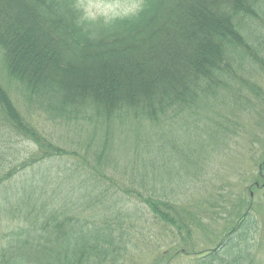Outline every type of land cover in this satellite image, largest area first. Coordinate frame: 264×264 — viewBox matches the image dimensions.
Segmentation results:
<instances>
[{
  "label": "trees",
  "instance_id": "obj_1",
  "mask_svg": "<svg viewBox=\"0 0 264 264\" xmlns=\"http://www.w3.org/2000/svg\"><path fill=\"white\" fill-rule=\"evenodd\" d=\"M0 73V264H119L147 215L191 240L179 195L239 141L221 237L175 255L264 264V0H140L109 20L0 0Z\"/></svg>",
  "mask_w": 264,
  "mask_h": 264
},
{
  "label": "rangeland",
  "instance_id": "obj_2",
  "mask_svg": "<svg viewBox=\"0 0 264 264\" xmlns=\"http://www.w3.org/2000/svg\"><path fill=\"white\" fill-rule=\"evenodd\" d=\"M81 5L88 18L109 20L135 13L140 6V0H81ZM262 85L264 86V80ZM12 96H14V99L18 98L17 92L13 90ZM17 105L22 112H25L26 108L23 103ZM256 120L246 118V128L253 130ZM43 123L46 122L43 120L38 121V125H43ZM248 129L247 132L249 133ZM252 132L254 133V131ZM251 135L252 133L246 135V140H250ZM238 145H240V141ZM242 145L246 146L245 140H242ZM237 146L233 147L224 160L219 157L212 165L204 164L203 169L206 171L201 177L197 176L194 185L191 184L192 192L189 195H179L181 202L184 205H189L188 209L191 208L201 218V226L194 227L191 240L183 241V238L176 236L175 233L170 232L163 225L153 220L152 216L147 215V219L144 221L137 220L132 228L129 227L131 238L130 241H127L128 252L119 264H192L190 263L191 255H175L176 250L185 249L186 252L192 250V252H199L213 247L221 237L226 212L229 210V205L224 198L235 201L237 194L242 191L244 186V184H241L244 179L242 173L247 169L248 162L246 160L249 155L245 150L246 148H241V155L245 162L241 165L236 164ZM121 162L123 163L122 160ZM251 170L254 171L252 167H249V174H251ZM121 176L125 177L121 179L124 183L128 182L130 176L128 173L121 174ZM249 182V180H246L245 184H249ZM220 189L225 192H220ZM229 191L232 195L224 197ZM221 199L224 203H221ZM253 199L258 201V198L254 197ZM125 204L127 212L132 213L136 210H143L134 200H130ZM262 238L264 239V234ZM260 256L263 257L264 254H259L258 257Z\"/></svg>",
  "mask_w": 264,
  "mask_h": 264
}]
</instances>
